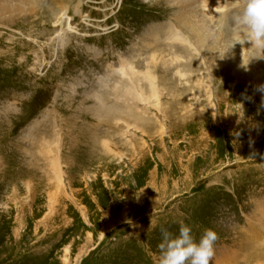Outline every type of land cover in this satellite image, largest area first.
Masks as SVG:
<instances>
[{
  "label": "rangeland",
  "instance_id": "obj_1",
  "mask_svg": "<svg viewBox=\"0 0 264 264\" xmlns=\"http://www.w3.org/2000/svg\"><path fill=\"white\" fill-rule=\"evenodd\" d=\"M240 1L217 11L236 23ZM16 7L0 19V264H160L161 230L178 235L181 221L197 241L217 233L210 264H264L261 85L228 74L207 39L204 66L223 85L176 78L162 83L159 108L134 104L113 69L147 22L175 16L167 0H24L8 12ZM140 87L136 97L153 95Z\"/></svg>",
  "mask_w": 264,
  "mask_h": 264
},
{
  "label": "bare ground",
  "instance_id": "obj_2",
  "mask_svg": "<svg viewBox=\"0 0 264 264\" xmlns=\"http://www.w3.org/2000/svg\"><path fill=\"white\" fill-rule=\"evenodd\" d=\"M14 1L16 0H0L1 20H3L2 17H12L15 11H20L19 7H16L13 13L10 14L8 12L11 11L16 5L20 6L24 2L23 0L19 1L18 4H14ZM167 1L168 4H170V6H172L175 10V13L171 15L175 16L164 21H149V23L147 22L144 25L145 29L138 40V44L134 45L133 49H131L133 50L134 54H132L129 58H124L121 56V64L119 69H113L114 72H119L123 78L116 85L115 89L117 91L127 89V91H125L127 95L125 96H127V98L130 97V100H132L134 104L137 101L144 103H147V100L148 103L156 101V104L152 105L159 108L157 102L160 101L159 94L162 90V83H169L172 81V79L179 78L180 85L183 83L186 85L195 84L192 85V87H195V89L200 90L202 87L207 89V91L211 90V87H213L212 83L223 85V75L220 74V72L217 73L219 69L211 71L210 68L205 67L207 64L203 61V55L205 54L203 47L206 45L207 39L209 41L208 52L220 53V64L228 72V74L237 77L239 81L246 87V89L253 88V85H264V46H260L251 42H241L249 39L248 34L242 24H239L238 22H232L231 12L226 14L217 11L221 10L223 7L222 0H209L208 3L211 6H209V4L205 5L204 1L202 3H198L196 0ZM239 4H241L240 9H242L244 7V3L240 1ZM35 5L36 4L33 3V7ZM208 7L209 9H206ZM165 10H161L162 13L159 17H163V15L167 16V11L170 9ZM59 17L60 16L57 15L55 16V18ZM67 22V30L64 29L65 32L62 30L61 32L64 33H60L61 42L65 41L68 37V34L74 29V26L72 25L69 18ZM211 25L220 26L224 28V30H230L229 36H231V38H220L222 35L221 33L208 34V32L212 33ZM200 30H202V33H197V31ZM236 45H241L243 51L241 52L238 50V46ZM170 55L173 56L172 58L174 59H172ZM194 56L198 58L199 62L202 60L203 63L199 65V62H190V60L188 61L186 59V57L194 58ZM135 58L141 60L139 62L138 68L143 65V71L136 69L132 62V60ZM180 61L184 62V69L181 64H178ZM175 63L180 65V67H176L173 73L171 68L175 67ZM159 66H164L172 71L173 74L165 72L166 78H168V80L162 79L161 81V77L159 78L158 74L155 73ZM109 68L112 70V65L111 67L109 66ZM204 71H207L212 77L205 75ZM169 75H172V78H170ZM128 79L132 81V84L133 82L137 83L139 87L140 84L144 85V83L150 85L153 95L150 97L145 95L147 97L146 98L143 93H140L137 94L136 97L134 91L131 89L132 84H130ZM124 82H129V85L126 86ZM171 86L174 85L172 84ZM195 93L196 90H194V96H196ZM117 98L121 99L120 93ZM219 100L217 105L218 107H221L222 103L221 100ZM58 176L59 174L57 175V178ZM58 182L59 184L61 183V185L64 183L62 176Z\"/></svg>",
  "mask_w": 264,
  "mask_h": 264
},
{
  "label": "clouds",
  "instance_id": "obj_3",
  "mask_svg": "<svg viewBox=\"0 0 264 264\" xmlns=\"http://www.w3.org/2000/svg\"><path fill=\"white\" fill-rule=\"evenodd\" d=\"M236 19L245 26L249 38L241 42L264 46V0H245L243 10ZM259 90L264 91V85ZM161 231L163 254L160 264H210L218 239L214 230L206 229L199 241L194 238L192 228L183 221L180 222L178 235L167 229Z\"/></svg>",
  "mask_w": 264,
  "mask_h": 264
}]
</instances>
